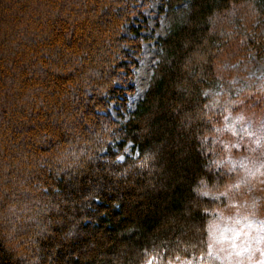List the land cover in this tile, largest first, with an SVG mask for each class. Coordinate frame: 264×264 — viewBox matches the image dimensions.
Returning a JSON list of instances; mask_svg holds the SVG:
<instances>
[{"label": "trees", "instance_id": "obj_1", "mask_svg": "<svg viewBox=\"0 0 264 264\" xmlns=\"http://www.w3.org/2000/svg\"><path fill=\"white\" fill-rule=\"evenodd\" d=\"M162 9L152 79L121 122L109 106H125L148 39L138 0H0V264L209 253L208 223L226 204L213 194L228 181L214 135L242 94L234 76L264 57V0ZM127 142L138 154L120 160Z\"/></svg>", "mask_w": 264, "mask_h": 264}, {"label": "rangeland", "instance_id": "obj_2", "mask_svg": "<svg viewBox=\"0 0 264 264\" xmlns=\"http://www.w3.org/2000/svg\"><path fill=\"white\" fill-rule=\"evenodd\" d=\"M138 7L144 13L138 18L146 26L142 34L148 39L142 38L133 90L126 94L125 106L115 102L109 106L112 116L121 122L144 97L158 61V38L168 31L164 0H138ZM259 23L264 33V16ZM245 70L244 79L234 76L242 91L235 110L214 135L219 150L214 166L224 170L228 181L213 194L226 197V204L218 205L208 223V257L174 264H209L211 256L223 264H264V57L252 55ZM112 144L118 150V142ZM137 154L133 143L127 142L119 159Z\"/></svg>", "mask_w": 264, "mask_h": 264}]
</instances>
